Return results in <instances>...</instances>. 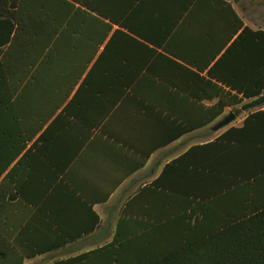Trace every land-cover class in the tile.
<instances>
[{"label": "crops", "instance_id": "obj_1", "mask_svg": "<svg viewBox=\"0 0 264 264\" xmlns=\"http://www.w3.org/2000/svg\"><path fill=\"white\" fill-rule=\"evenodd\" d=\"M222 1L243 27L264 30L242 19L248 13L243 0ZM81 5L0 0V15L14 22L10 43L0 49L3 78L11 84V98L0 106L2 250L66 240L22 264H53L101 248L120 222L134 229L189 212L193 201L151 184L192 147L214 142L249 113L264 110V103L243 110L248 99L233 104L237 94L207 74L236 37L226 41L225 5L136 0L132 32L106 20L92 23ZM232 65L221 76L230 78ZM228 113L235 120L214 131ZM170 182L176 189L194 184L184 176Z\"/></svg>", "mask_w": 264, "mask_h": 264}, {"label": "trees", "instance_id": "obj_2", "mask_svg": "<svg viewBox=\"0 0 264 264\" xmlns=\"http://www.w3.org/2000/svg\"><path fill=\"white\" fill-rule=\"evenodd\" d=\"M73 1L89 11L87 15L92 23L106 20L105 25L110 23L132 32L136 0H118L115 5L112 0ZM216 2L225 5L229 12L223 20L231 27L226 41L232 35L236 37L207 74L241 96L233 95V104L248 99L250 102L242 106L243 110L254 108L264 103V30L243 27L228 4L222 0ZM76 16L72 18L74 23L79 21ZM13 32L12 17L0 15V49L10 43ZM121 35L129 39L124 33ZM93 55L90 53L87 60ZM97 61L92 70L97 71ZM228 62L233 64L232 75L224 78L220 72ZM3 72L0 62V106L11 98L6 93L11 84L3 78ZM122 85L128 86L129 81H122ZM218 105L216 116L222 113L223 105L220 102ZM195 151L201 153L200 158L189 162ZM245 160L248 163L241 165ZM182 176L194 180V184L182 189L169 185L173 177ZM263 183L264 110L249 113L240 127H229L214 142L192 147L166 165L151 184L156 190L193 201L195 206L189 212L161 224H143L134 229L131 223L120 222L110 243L53 264H264ZM65 242L59 239L45 245L36 240L32 250L15 244L9 245V250L7 247L2 250L0 242V264H22L24 257L47 252Z\"/></svg>", "mask_w": 264, "mask_h": 264}, {"label": "rangeland", "instance_id": "obj_3", "mask_svg": "<svg viewBox=\"0 0 264 264\" xmlns=\"http://www.w3.org/2000/svg\"><path fill=\"white\" fill-rule=\"evenodd\" d=\"M237 1L239 2L240 0ZM242 3L248 6V13H243L241 15L242 19L249 26L264 28V0H243ZM253 5H258V9L253 8ZM233 209L236 210L235 208Z\"/></svg>", "mask_w": 264, "mask_h": 264}, {"label": "water", "instance_id": "obj_4", "mask_svg": "<svg viewBox=\"0 0 264 264\" xmlns=\"http://www.w3.org/2000/svg\"><path fill=\"white\" fill-rule=\"evenodd\" d=\"M234 120H235V116L232 113H228L220 121H218V123H216L213 130L218 131V130L226 127L230 123H232Z\"/></svg>", "mask_w": 264, "mask_h": 264}]
</instances>
